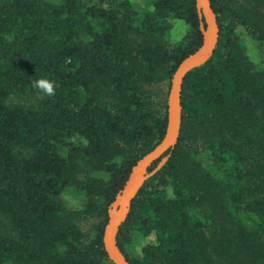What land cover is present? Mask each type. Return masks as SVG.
Returning a JSON list of instances; mask_svg holds the SVG:
<instances>
[{
	"label": "trees",
	"instance_id": "trees-1",
	"mask_svg": "<svg viewBox=\"0 0 264 264\" xmlns=\"http://www.w3.org/2000/svg\"><path fill=\"white\" fill-rule=\"evenodd\" d=\"M209 1L215 50L185 75L177 143L116 235L132 264H264V66L248 53L263 60L264 0ZM140 2L0 0V264H113L107 208L162 139L204 24L197 0Z\"/></svg>",
	"mask_w": 264,
	"mask_h": 264
},
{
	"label": "water",
	"instance_id": "water-1",
	"mask_svg": "<svg viewBox=\"0 0 264 264\" xmlns=\"http://www.w3.org/2000/svg\"><path fill=\"white\" fill-rule=\"evenodd\" d=\"M197 9L200 17L204 18L201 24V45L184 59L176 67L167 93L166 100V129L162 139L147 153L142 155L130 169V173L119 190L114 200L107 208V221L103 231V246L107 257L113 264L130 263L116 242V235L122 222L125 220L130 203L142 183L156 172L166 161L167 152L172 150L177 143L181 126V89L182 81L192 68L197 67L213 54L218 37L219 27L215 13L209 0H197ZM159 159V164L148 171L153 162Z\"/></svg>",
	"mask_w": 264,
	"mask_h": 264
},
{
	"label": "rangeland",
	"instance_id": "rangeland-1",
	"mask_svg": "<svg viewBox=\"0 0 264 264\" xmlns=\"http://www.w3.org/2000/svg\"><path fill=\"white\" fill-rule=\"evenodd\" d=\"M136 1L139 2V4L141 5L140 0H136ZM185 31H186V25L184 24V22L181 20H174V25L170 33L171 40L173 41L179 40L184 35ZM248 53L253 62L261 66H264V56L262 57L263 60L260 61L258 54L251 46H249ZM162 89H165V87L163 86Z\"/></svg>",
	"mask_w": 264,
	"mask_h": 264
},
{
	"label": "clouds",
	"instance_id": "clouds-1",
	"mask_svg": "<svg viewBox=\"0 0 264 264\" xmlns=\"http://www.w3.org/2000/svg\"><path fill=\"white\" fill-rule=\"evenodd\" d=\"M32 86L34 89L39 90L47 96L54 95L55 88L54 81L52 80H49L47 78H40L34 80Z\"/></svg>",
	"mask_w": 264,
	"mask_h": 264
}]
</instances>
